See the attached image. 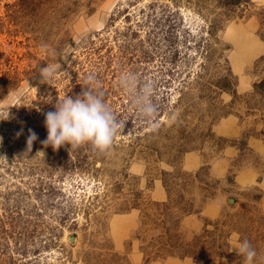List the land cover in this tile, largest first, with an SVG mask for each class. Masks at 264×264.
<instances>
[{
    "label": "rangeland",
    "instance_id": "rangeland-1",
    "mask_svg": "<svg viewBox=\"0 0 264 264\" xmlns=\"http://www.w3.org/2000/svg\"><path fill=\"white\" fill-rule=\"evenodd\" d=\"M220 1L54 0L31 17L13 14L19 0H0V264H84L89 252L119 254L130 264H143L134 239L142 211L150 210L152 202L168 201L164 181L181 192L178 172L200 174L187 186L195 215L211 201L222 205L217 219L199 214V230L182 224L189 241L206 222L234 217L242 206L264 215L262 113L247 117L239 102L233 111L242 120L236 114L215 121L202 116L211 105L232 102V91L218 90L219 82L230 80L233 91L244 96L264 81V0H250L233 13ZM197 6L209 19L229 14L217 34L221 44L203 69L194 38L207 34ZM49 66L54 75L44 83L41 69ZM176 70L191 72L186 84ZM34 78L37 84L31 85ZM89 85L104 93L118 131L105 153L91 144L72 150L80 165L76 162V171L64 174L61 155L70 145L54 150L41 143L48 135L45 114L56 110L58 100L75 99ZM227 119L239 122L241 136L219 133ZM29 130L37 135L30 152ZM188 134L194 141L187 143ZM246 139L251 151L241 153L240 141ZM190 153L204 160L192 173L182 169ZM215 161L222 165L213 171ZM205 183L211 184L206 197L200 190ZM136 190L143 193L139 207L132 200ZM65 195L71 201L62 200ZM256 197L261 198L257 203ZM48 204L55 205L46 210ZM65 208L73 215L60 220ZM232 242L241 245L239 234H232ZM34 251L40 253L36 261ZM221 259L241 263L224 257L217 262ZM181 261L195 264L192 258L152 264Z\"/></svg>",
    "mask_w": 264,
    "mask_h": 264
},
{
    "label": "trees",
    "instance_id": "trees-1",
    "mask_svg": "<svg viewBox=\"0 0 264 264\" xmlns=\"http://www.w3.org/2000/svg\"><path fill=\"white\" fill-rule=\"evenodd\" d=\"M54 0H19V3L15 5V11L13 14H29L33 15L40 14L43 11V7L48 4H53ZM250 0H221L220 5L226 8L228 12L233 13L232 9L241 7L244 4L247 5ZM198 14L202 16L204 34L200 37L194 38V46L198 48V55L204 58L202 63L199 65L203 68L206 67V61H209L210 55L216 51V47L221 44L217 34L224 26V19L229 17V14L215 13L213 18L209 19L205 15L203 7L197 6ZM262 14V13H261ZM174 16V13L171 14ZM203 34V33H202ZM264 39V33L261 34ZM177 72L176 76L180 77L183 84H186V79H190L191 72ZM199 74V73H198ZM196 76V75H195ZM30 80L31 85L37 84V80ZM220 91H232L233 100L231 103L220 106H209L207 112L204 109L202 116L207 115L211 120L215 121L218 117H228L234 113V108L239 102L244 104L246 108V116H253L256 111L261 112L262 119H264V81L256 83L254 90L244 96H239L237 92L233 91V84L230 80L226 79L216 86ZM205 99V98H203ZM183 102V101H182ZM179 103V106L182 104ZM256 102H259L256 106ZM222 105V104H221ZM162 111V107H159ZM241 118V117H239ZM242 120V118H241ZM164 124H161L162 127ZM190 127L187 125L186 129ZM210 132V131H209ZM192 133V132H191ZM187 140L192 138L191 134H188ZM209 137H214L210 134ZM194 141L191 139L189 142ZM241 153L244 151H251L248 147V141H240ZM242 155V154H241ZM85 161V160H84ZM78 157L73 153H67L61 155L60 167L62 173L68 174L73 173L78 168ZM166 176H173V174L164 173ZM176 179L182 181V188L180 193H175L171 186L164 181V186L168 193V201L163 203L152 202L150 203V210H143L141 214V223L134 239L139 241V251L143 255V264H152L158 261H166L168 258H179L186 259L192 258L195 264H216L219 258H227L231 261L239 260L243 264L245 259L242 255H234L230 251V240L233 233H237L240 236V242L247 240L256 251L253 264H264V215L259 212L248 210L249 207L242 206V212L236 214L234 217L225 218L215 222H206L203 230L200 234L196 235L191 241H189L182 230L183 220L193 214H197L194 211L193 192L187 189L191 179L195 178L199 180V175H188L183 172L176 173ZM232 178L229 177L228 181ZM194 181V180H193ZM200 190L204 191L205 197L211 194V184L205 183L204 187L201 186ZM55 190L51 189L49 194ZM97 196V195H95ZM67 198V199H66ZM143 198V193L140 191H134L133 202L134 207H139L140 200ZM208 200V197L206 198ZM256 203L261 199L260 197L254 198ZM62 200L71 201L70 196H64ZM46 210L50 207H54L55 204H48ZM61 205V202H59ZM46 207V206H45ZM60 207V206H57ZM45 209V208H44ZM250 209H253L250 208ZM45 210V211H46ZM60 212V220L64 217L68 218L73 215L70 210L62 209ZM199 213V212H198ZM38 216V214H37ZM248 224V226H247ZM1 229V227H0ZM50 235V241L55 243V236L53 232ZM56 244V243H55ZM63 248V247H62ZM36 259L40 253L34 251ZM84 264H130L127 256L113 254V255H95L93 253H87L83 258Z\"/></svg>",
    "mask_w": 264,
    "mask_h": 264
},
{
    "label": "clouds",
    "instance_id": "clouds-1",
    "mask_svg": "<svg viewBox=\"0 0 264 264\" xmlns=\"http://www.w3.org/2000/svg\"><path fill=\"white\" fill-rule=\"evenodd\" d=\"M53 75L50 66L41 69V78L44 83H48ZM91 79L89 77V80ZM124 83L126 84V78ZM55 109L45 114L48 135L46 140L41 142L45 147L51 146L54 150H59L63 146L70 145L68 150L71 153L72 150L84 144H91L101 153L110 150L119 124L115 114L104 100L102 91L96 90L91 85L84 86L75 99L66 96L63 100H58ZM0 115L3 114L0 113ZM8 115L9 113L5 119ZM29 132L27 145L30 152L37 135L32 130ZM236 252L244 257L245 264H253L256 251L247 240L241 243Z\"/></svg>",
    "mask_w": 264,
    "mask_h": 264
},
{
    "label": "crops",
    "instance_id": "crops-1",
    "mask_svg": "<svg viewBox=\"0 0 264 264\" xmlns=\"http://www.w3.org/2000/svg\"><path fill=\"white\" fill-rule=\"evenodd\" d=\"M238 61V60H237ZM235 66H239V61L234 62ZM220 131L219 133H221V135L223 136H228V137H239L242 135L243 130L239 125V122H237L236 120H231V119H227L226 122L224 124H222L219 127ZM255 142L259 143L257 140H254ZM204 164V160L203 157H201L198 154L195 153H190L187 154L182 162V169L187 171V172H196L198 171ZM219 165H222V162L219 163L217 161H215L212 164V170H215V167H219ZM164 196L163 199L164 200ZM200 215H203L205 218L208 219H217L221 216L222 214V205L220 201H211L207 204H205V206L203 207L202 211L199 213ZM199 214L198 215H191L189 217H186L183 220V226H188L189 228H193V229H197L199 230L202 227V223H201V219L199 218ZM240 247L239 243L236 242H232L230 245V249L232 250L233 253H237L236 250ZM183 262L185 261H181V263L183 264ZM217 264H231L229 261L227 260H219L217 262Z\"/></svg>",
    "mask_w": 264,
    "mask_h": 264
}]
</instances>
